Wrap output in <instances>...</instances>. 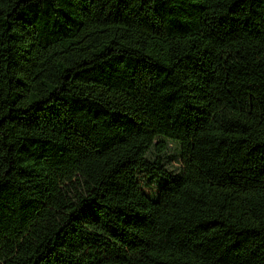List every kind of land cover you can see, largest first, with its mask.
I'll list each match as a JSON object with an SVG mask.
<instances>
[{
    "label": "trees",
    "instance_id": "trees-1",
    "mask_svg": "<svg viewBox=\"0 0 264 264\" xmlns=\"http://www.w3.org/2000/svg\"><path fill=\"white\" fill-rule=\"evenodd\" d=\"M0 264H264V0H0Z\"/></svg>",
    "mask_w": 264,
    "mask_h": 264
}]
</instances>
